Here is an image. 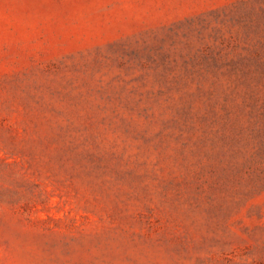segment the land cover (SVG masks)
<instances>
[{"label": "rangeland", "instance_id": "374dc122", "mask_svg": "<svg viewBox=\"0 0 264 264\" xmlns=\"http://www.w3.org/2000/svg\"><path fill=\"white\" fill-rule=\"evenodd\" d=\"M264 0H0V264H264Z\"/></svg>", "mask_w": 264, "mask_h": 264}, {"label": "trees", "instance_id": "16d2710c", "mask_svg": "<svg viewBox=\"0 0 264 264\" xmlns=\"http://www.w3.org/2000/svg\"><path fill=\"white\" fill-rule=\"evenodd\" d=\"M262 115H263V117H264V109L262 110ZM258 132H259L260 134H264V126L261 127V128H259V129H258Z\"/></svg>", "mask_w": 264, "mask_h": 264}]
</instances>
